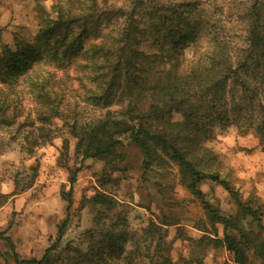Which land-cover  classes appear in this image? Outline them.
Wrapping results in <instances>:
<instances>
[{"label": "trees", "instance_id": "1", "mask_svg": "<svg viewBox=\"0 0 264 264\" xmlns=\"http://www.w3.org/2000/svg\"><path fill=\"white\" fill-rule=\"evenodd\" d=\"M35 1L34 39L15 35L14 48L6 45L0 53V126L27 128L25 151L32 156L57 137L53 121L62 119L77 140L75 154L81 163L104 161L111 170L104 183L111 181L120 157L118 138L129 136L145 169L174 162L182 184L205 203L210 223L222 226L223 238L202 239L226 249L234 264H247L250 250L264 264L261 233L243 226L250 217L262 229L260 212L245 205L227 180L209 172L211 157L203 145L217 129L231 127L264 141V0H253L240 16L245 25L242 48H233L192 2L59 0L48 11L44 0ZM187 50L193 53L190 60ZM46 67L74 74L79 95L73 110L56 80L43 75ZM25 91L35 111L21 122L20 95ZM63 145L67 151V139ZM38 169L30 167L24 183L15 176L10 196L31 189ZM76 181L77 171L71 185ZM205 182L230 194L238 206L235 216H224L204 202ZM101 187L88 201L95 225L79 246H60L71 222L68 214L42 259L20 260L4 238L15 264H173L163 228L167 224L150 222L141 233L130 231L117 200L103 183ZM72 193L62 195L68 212ZM8 198L0 195V206Z\"/></svg>", "mask_w": 264, "mask_h": 264}, {"label": "rangeland", "instance_id": "2", "mask_svg": "<svg viewBox=\"0 0 264 264\" xmlns=\"http://www.w3.org/2000/svg\"><path fill=\"white\" fill-rule=\"evenodd\" d=\"M59 0H44L42 6L48 11ZM163 2H192L193 7L210 25L215 26L233 48L246 44L245 25L240 16L253 0H162ZM35 0H0V53L4 46L14 48V37L33 40L38 31ZM186 59L193 56L186 51ZM43 75H50L65 92L73 110L78 100V85L71 78L54 68H44ZM24 118L35 107L32 98L21 95ZM119 107L114 106L113 111ZM175 120L179 117L175 116ZM52 128L57 134L48 145L29 155L25 151L27 128L18 125L0 126V195H9L0 206V264H15L13 254L4 238H9L20 260L42 259L46 249L57 239L61 223L70 214V225L62 240L61 248L68 244L79 246L83 234L95 225V215L88 204L97 191L113 194L119 204L117 211L123 212L129 230L139 232L150 222L161 223L167 232L166 243L173 264H234L231 254L224 248L208 244V238H223V228L213 226L205 209V203L194 197L181 182L178 166L168 161L160 166L145 169L140 149L129 136L118 138L116 169L104 183L105 174L111 172L104 161L86 160L75 154L77 140L71 137L62 119H55ZM68 140V150L62 146ZM211 157L209 172L218 173L239 194L242 202L260 212L261 226L249 217L243 222L245 230L260 232L264 239V141L252 132L241 134L234 127L217 129L213 139L203 144ZM39 165L38 174L31 189L10 196L14 190V178L21 183L30 177L29 168ZM77 171V181L70 177ZM72 193L73 205L68 212V202L63 194ZM204 202L224 216H235L238 206L230 194L221 186L211 182L201 185ZM1 201V200H0ZM207 239H202V238ZM197 242L194 245L189 241ZM201 241V242H200ZM199 242V243H198ZM247 264H262L248 251Z\"/></svg>", "mask_w": 264, "mask_h": 264}]
</instances>
